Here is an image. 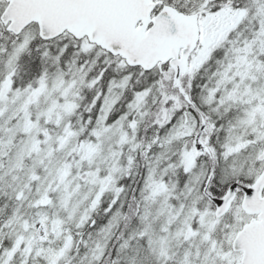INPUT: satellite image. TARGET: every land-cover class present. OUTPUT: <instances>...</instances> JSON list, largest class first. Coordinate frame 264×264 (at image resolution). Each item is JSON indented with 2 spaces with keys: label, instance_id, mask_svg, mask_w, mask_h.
<instances>
[{
  "label": "snow or ice",
  "instance_id": "snow-or-ice-1",
  "mask_svg": "<svg viewBox=\"0 0 264 264\" xmlns=\"http://www.w3.org/2000/svg\"><path fill=\"white\" fill-rule=\"evenodd\" d=\"M0 264H264V0H0Z\"/></svg>",
  "mask_w": 264,
  "mask_h": 264
}]
</instances>
